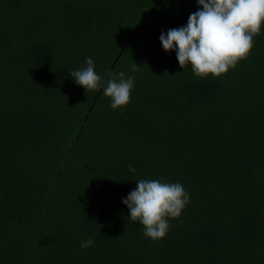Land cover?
<instances>
[{
	"label": "trees",
	"instance_id": "16d2710c",
	"mask_svg": "<svg viewBox=\"0 0 264 264\" xmlns=\"http://www.w3.org/2000/svg\"><path fill=\"white\" fill-rule=\"evenodd\" d=\"M196 10L0 0V264H264V26L234 69L197 78L159 41ZM87 57L103 76L140 66L126 106L74 83ZM142 178L190 195L159 241L122 204Z\"/></svg>",
	"mask_w": 264,
	"mask_h": 264
},
{
	"label": "clouds",
	"instance_id": "9594fccd",
	"mask_svg": "<svg viewBox=\"0 0 264 264\" xmlns=\"http://www.w3.org/2000/svg\"><path fill=\"white\" fill-rule=\"evenodd\" d=\"M197 10L190 13L187 23L162 31L159 41L165 52H175L180 68L190 67L197 78L220 77L246 59L254 37L264 26V0H196ZM85 65L69 71L75 84L85 92L96 91L110 99L113 110L130 102L140 66L134 63L130 72L119 71L107 76L95 70L91 57ZM128 172L136 169L129 166ZM122 204L129 211L128 219L143 226V236L152 241L163 239L169 230V220L178 218L190 202V195L179 182L159 179L134 180ZM92 238L83 240L81 249L93 246Z\"/></svg>",
	"mask_w": 264,
	"mask_h": 264
},
{
	"label": "water",
	"instance_id": "95a60500",
	"mask_svg": "<svg viewBox=\"0 0 264 264\" xmlns=\"http://www.w3.org/2000/svg\"><path fill=\"white\" fill-rule=\"evenodd\" d=\"M137 31H138V29L136 30V32H137ZM123 51H124V49L121 51V54L123 53ZM121 54H120V55H121ZM118 59H119V57H118ZM118 59H117V60H118ZM114 66H115V64L113 65V67H114ZM113 67H112V69H113Z\"/></svg>",
	"mask_w": 264,
	"mask_h": 264
}]
</instances>
